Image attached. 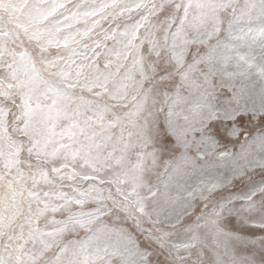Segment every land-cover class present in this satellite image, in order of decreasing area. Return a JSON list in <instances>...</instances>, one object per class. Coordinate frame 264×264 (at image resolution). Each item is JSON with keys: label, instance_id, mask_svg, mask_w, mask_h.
Segmentation results:
<instances>
[{"label": "snow or ice", "instance_id": "6c2138e0", "mask_svg": "<svg viewBox=\"0 0 264 264\" xmlns=\"http://www.w3.org/2000/svg\"><path fill=\"white\" fill-rule=\"evenodd\" d=\"M25 32L39 60L0 30V264H264V0H34Z\"/></svg>", "mask_w": 264, "mask_h": 264}, {"label": "rangeland", "instance_id": "374dc122", "mask_svg": "<svg viewBox=\"0 0 264 264\" xmlns=\"http://www.w3.org/2000/svg\"><path fill=\"white\" fill-rule=\"evenodd\" d=\"M34 10V0H0V30H3L7 33H10L14 38L18 34V39H16L15 43L20 44L22 41L25 47H28L33 50V54L36 55L38 50L34 48V46L30 43V41L27 38L25 29L29 26L30 19L33 15ZM52 54H55V50H53ZM38 59V58H37ZM123 71V69H122ZM138 78V77H137ZM179 82L178 77H173L172 80L166 82L164 85H162L161 90H174L175 85ZM185 95H187V92H184ZM110 104L116 103L109 101ZM114 110L117 111H124V109L116 108ZM177 111H179V108H177ZM159 120L161 121L160 127L157 130L154 126L151 129V134L155 136L156 138V147L162 148V151L160 153V164L161 167L156 169V173L160 174L163 171V163L165 160H172L173 163H178V157L180 155V148L174 146L175 142L171 139V137H168L167 134L164 132L163 128V117L159 116ZM179 123H183V121H178ZM244 129L247 133L252 134L258 131H264V121L257 122L255 120L251 121H245L244 122ZM115 135H119V129H113L112 130ZM163 135V143L160 142V137ZM243 140V142H241ZM246 143L244 140V137H241L239 141H233L232 143L228 144L226 147L231 152L239 151V147ZM189 155H195V149L189 150ZM261 155H264V153H261ZM24 160H27L29 163L35 165L37 162L34 158H31L27 155V153L24 154L23 157ZM130 159L135 160V151H133L130 154ZM21 167H24L27 169V164H22ZM170 170V169H169ZM166 173H163L162 175H153L151 179L156 182L160 183L163 179H166ZM252 175V174H251ZM210 176V173L204 170H192L189 169V174L185 176L184 180L182 181L185 184L188 185H194L198 181L206 179ZM254 178H258L256 176H253ZM247 181V177H245L244 181H241L237 184V187H240V184H243ZM59 183V181H57ZM67 184V181H65ZM64 190H68L65 188ZM3 195V189H0V196ZM120 223H125L123 220L120 221ZM126 227L131 229L132 231H135V229H132L131 224H126ZM233 227H235L233 225ZM138 239H143L142 236L137 234ZM261 245H264V240L259 242ZM209 244H211V241L209 240ZM230 246L236 248V255L239 258L242 253L245 251L251 249L253 247L252 244L247 243V241H237V240H230L229 241ZM247 245V247H245ZM223 251V250H221ZM227 259V257L225 258ZM191 260L198 261L199 257L195 254L191 257ZM205 260H211V256L208 254L207 250H205Z\"/></svg>", "mask_w": 264, "mask_h": 264}, {"label": "clouds", "instance_id": "9594fccd", "mask_svg": "<svg viewBox=\"0 0 264 264\" xmlns=\"http://www.w3.org/2000/svg\"><path fill=\"white\" fill-rule=\"evenodd\" d=\"M39 53H37V58H38V60H39ZM241 142H243V140L241 141ZM252 176H257V173L256 172H253L252 173ZM247 179H248V177H247ZM194 264H196V262H195V260H194Z\"/></svg>", "mask_w": 264, "mask_h": 264}, {"label": "bare ground", "instance_id": "6f19581e", "mask_svg": "<svg viewBox=\"0 0 264 264\" xmlns=\"http://www.w3.org/2000/svg\"><path fill=\"white\" fill-rule=\"evenodd\" d=\"M230 151V150H229Z\"/></svg>", "mask_w": 264, "mask_h": 264}]
</instances>
